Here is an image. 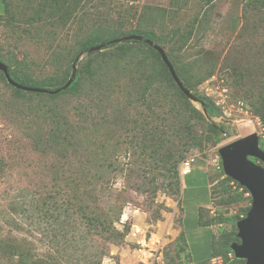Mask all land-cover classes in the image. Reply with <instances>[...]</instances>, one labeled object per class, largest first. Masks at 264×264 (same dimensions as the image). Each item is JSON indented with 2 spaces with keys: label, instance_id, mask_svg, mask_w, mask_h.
Instances as JSON below:
<instances>
[{
  "label": "rangeland",
  "instance_id": "rangeland-1",
  "mask_svg": "<svg viewBox=\"0 0 264 264\" xmlns=\"http://www.w3.org/2000/svg\"><path fill=\"white\" fill-rule=\"evenodd\" d=\"M206 1L7 0L0 52L36 77L55 81L72 72V47L99 24L152 29L192 91L219 109L211 121L231 136L217 146L198 141L207 121L187 115L193 133L185 127L179 141L181 104L163 101L156 89L138 100L149 64L163 71L152 55L145 63L115 56L92 64L81 91L56 100L54 115L51 100L18 97L0 75V264H36L56 246L73 264H183L176 255L183 231L189 264H242L232 255L207 256L211 240L234 231L225 218L251 206L235 184L227 190L219 148L254 132L264 139L255 99L244 92L264 89V5ZM206 7L209 23L200 32L171 39ZM88 60L84 55L77 71ZM236 73L244 76L243 91L230 87ZM164 131L161 146L155 142ZM179 185L178 195L169 193Z\"/></svg>",
  "mask_w": 264,
  "mask_h": 264
},
{
  "label": "trees",
  "instance_id": "trees-1",
  "mask_svg": "<svg viewBox=\"0 0 264 264\" xmlns=\"http://www.w3.org/2000/svg\"><path fill=\"white\" fill-rule=\"evenodd\" d=\"M214 0H207L206 3L208 5L212 4ZM245 8H251L256 7L257 5H264V0H243ZM0 11L6 13L8 11V2L7 0H0ZM211 14V8H207L203 11L202 16H197L194 21L190 24V28L181 32L179 30H173L171 32L172 40L177 39V42L187 41L191 39L196 33L200 32L204 25L208 22L209 16ZM141 36L145 39L153 41L155 44L160 46L164 49L165 53L167 54V57L169 61L174 66V69L181 80L182 84L185 86L186 89L191 91L193 95L199 98V102L204 104V107L207 109L208 117L204 115L202 112V109H198L194 103L181 91L179 86L176 84L175 80L173 79L167 65L162 60V57L160 53L154 49L149 44L138 41V40H124L123 38L126 36ZM119 42H115L116 40H120ZM159 40H163V38L159 37L158 34L152 30V29H145L141 28V26H137L131 30L124 31L119 27L114 26H105L103 24H99L94 30L89 31L86 33L83 37H81L76 45L72 47V50L70 51V64L69 68L70 70H73V65L77 59V57L85 53L87 55V58L89 59L87 62V66L81 67L77 71L76 78L74 82L71 84V86L60 93L57 94H47V93H37V92H26L21 89H18L11 84H9L6 80V77L2 71H0V75L2 79L10 86L13 90L16 96L25 98V97H38L41 99V102H43L44 98H47L51 100L52 105L50 108L51 113L54 115L56 114V107L57 103L56 100L63 95L68 94H77L81 91V88L83 86L82 82H84V74L86 72H90V68L92 67V64L101 65L104 62H106L108 59H111L115 56L126 58L129 56H135L140 57V61L142 63H145L148 61L149 56H154L157 58L158 62L162 66L163 71H159L157 66L150 65L149 64V71L146 75L145 79L143 80L142 84V91L139 97V101H146V96L149 91H153L156 89L157 94H162V100L165 102H178L181 104V110L177 112L176 117V123L179 122V129L175 130V134L178 136L179 141H183L184 136H182V132L185 129V127L189 128V131L193 133L192 128L187 125L188 123V117L193 118L196 122L201 121H207L208 129L206 132V135H201V138H198V141H202L210 143L212 146H217L219 143H221L223 140L227 139L231 136V133L226 130L224 123H216L214 121H211L214 118L221 117V114L219 112V109L215 105V103L203 96H199L196 93L192 91V84L190 85V82L186 83V81L183 79L180 71H178L177 64L172 58V52L168 53L165 48L159 43ZM96 46H103L102 50L91 52V48ZM151 58V57H150ZM0 62H3L7 65L9 74L12 78V80L20 85L31 87V88H37V89H44L49 91H55L63 86L68 82L70 79L72 73L71 71L63 78L56 79L55 81H47L44 80V78H38L36 77L33 72L30 70V68L27 66L25 62L19 61L16 59L13 54H1L0 52ZM79 62V61H78ZM165 74L168 77V80H165ZM70 77L68 78V76ZM236 79L233 80V84H230V87L234 88L235 90H242V88L246 85L243 84V77L241 74H235ZM243 91V90H242ZM247 93V97L249 99H255L254 101L250 102L252 105L253 113L259 118L261 122V126L264 132V89L262 92H258V94H255L253 89L251 92L244 91ZM209 119V120H208ZM182 125H184L182 127ZM196 139V138H194ZM157 144L161 143V146H163L166 143V132L164 131L162 135L158 138V140L155 142ZM151 144H153L151 142ZM260 147L262 150H264V139H260ZM183 156L182 152L179 153L178 161L176 163L177 168L180 161H182ZM254 162L260 164L264 167V164L260 162L257 159H252ZM223 171V169H222ZM223 175L225 176V173L223 171ZM189 176V175H188ZM187 176V177H188ZM224 182L226 184L227 190H231L232 184L236 185V189L241 191L243 193V197H247L245 199L248 200V203L251 205L252 198L248 192V190L244 187H242L239 183L233 181L231 178L225 176ZM172 195H178L180 193V185L177 186L174 190L169 191ZM249 206L245 214L242 216L238 215H231L225 218V220L228 223H231L233 225L234 231L229 232H222L221 235L216 240H211V252L207 256L208 258H216V257H223L225 260H230V257L232 255L233 262H242V264H245V260H239L234 257V252L231 248L232 244L234 242H240V240L237 237L238 229H237V222L244 218L247 213L250 210ZM200 223V218L199 222ZM200 226V225H199ZM108 239H112L111 237H108ZM177 252L176 255L178 258L182 259L183 264H189L188 259L191 258V254L188 252L189 244L187 236L185 235V232L183 231L180 236L177 239ZM65 250L61 246L54 247L48 254L46 255L45 260H39L36 264H73L70 262L66 256H65ZM207 257L201 258L205 259ZM185 259V260H184ZM167 264H171L170 262Z\"/></svg>",
  "mask_w": 264,
  "mask_h": 264
},
{
  "label": "water",
  "instance_id": "water-1",
  "mask_svg": "<svg viewBox=\"0 0 264 264\" xmlns=\"http://www.w3.org/2000/svg\"><path fill=\"white\" fill-rule=\"evenodd\" d=\"M123 39L143 41L156 49L181 91L194 104H198L204 115L208 117L204 104L200 103L199 98L182 84L163 48L141 36L132 35ZM119 41L121 39L115 42ZM102 48L103 46H96L91 48L90 51H100ZM84 55L86 54L82 53L77 57L73 65L72 75L65 86L55 91L31 88L14 82L7 65L3 62H0V71L4 73L7 82L18 89L26 92L57 94L67 90L74 82L77 75V63ZM219 154L225 175L246 188L252 198L249 212L236 224L237 237L240 242H234L231 246L234 256L239 260H245V264H264V167L252 160L257 159L264 164V150L260 147V137L258 133L254 132L238 138L220 147Z\"/></svg>",
  "mask_w": 264,
  "mask_h": 264
},
{
  "label": "built area",
  "instance_id": "built-area-1",
  "mask_svg": "<svg viewBox=\"0 0 264 264\" xmlns=\"http://www.w3.org/2000/svg\"><path fill=\"white\" fill-rule=\"evenodd\" d=\"M182 168L184 169L183 176L190 175L192 172V161L187 160V161L183 162Z\"/></svg>",
  "mask_w": 264,
  "mask_h": 264
}]
</instances>
